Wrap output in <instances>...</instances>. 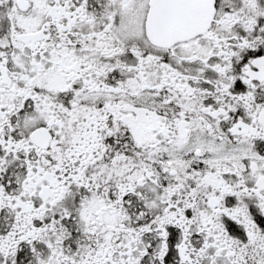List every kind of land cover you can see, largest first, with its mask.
Listing matches in <instances>:
<instances>
[{
	"label": "snow or ice",
	"instance_id": "6c2138e0",
	"mask_svg": "<svg viewBox=\"0 0 264 264\" xmlns=\"http://www.w3.org/2000/svg\"><path fill=\"white\" fill-rule=\"evenodd\" d=\"M0 264H264V0H0Z\"/></svg>",
	"mask_w": 264,
	"mask_h": 264
}]
</instances>
